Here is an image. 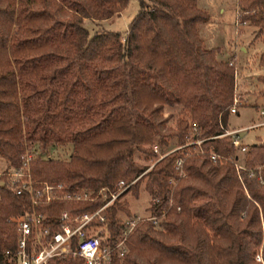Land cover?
Segmentation results:
<instances>
[{"label": "trees", "instance_id": "obj_1", "mask_svg": "<svg viewBox=\"0 0 264 264\" xmlns=\"http://www.w3.org/2000/svg\"><path fill=\"white\" fill-rule=\"evenodd\" d=\"M127 2L0 0V159L16 167L24 143L33 144L39 148L30 162L33 180L111 191L118 180L127 183L146 169L134 153L154 157L155 137L160 147L171 137L179 146L194 129L193 136L204 139V154L194 145L171 152L105 209L115 238L122 220L117 211L132 216L119 198L137 194L142 184L149 214L158 217L156 225L138 222L124 255L109 264H264V167L259 179L241 183L231 162L214 165L207 154L235 156L230 137H214L228 126L233 57L218 60L217 49L202 46L197 24L206 16L196 0H137L123 37L85 26L118 15ZM236 6L240 23L249 22L255 35L264 32V0H237ZM258 61L264 64V50ZM173 105L188 120L165 129L162 110ZM54 143L71 146L66 159L43 158ZM245 145V166L262 163L264 137ZM177 158L183 178L173 168ZM100 203L52 201L38 210L55 229L61 211L90 212ZM28 204L26 193L0 185V264H12L1 253L14 251L13 219ZM46 264L84 263L68 257Z\"/></svg>", "mask_w": 264, "mask_h": 264}, {"label": "built area", "instance_id": "obj_2", "mask_svg": "<svg viewBox=\"0 0 264 264\" xmlns=\"http://www.w3.org/2000/svg\"><path fill=\"white\" fill-rule=\"evenodd\" d=\"M238 17V16H237ZM236 96L232 98L229 113H236ZM264 118V110H260ZM264 125V120L246 127L224 130L214 137H230V144L235 149V156L225 158L215 152H208L209 160L214 164H220L228 160L236 173L238 180L242 183L244 179H259L260 170L264 167L262 163L251 168L245 166L240 157L244 156L246 145L241 141L240 133L251 127ZM204 139H197L193 135L191 140L183 145L171 148L164 153H159L157 145L151 147L152 152L158 155L156 161L165 157L175 150L194 145L196 154H204L201 142ZM54 147V146H53ZM52 149L54 150V148ZM39 153V148L33 144H26L20 162L16 167H0V185L6 184L15 195L26 193L29 198L28 207L22 213L14 217L16 225L15 249L13 252L3 251L2 257L12 264H46L52 258H80L84 264H109L113 257H122L127 250L129 235L134 226L141 221H148L153 225L157 224L158 217L149 214L146 217L133 216L125 217L120 221V231L115 238H112L107 229L104 211L108 205L115 201L134 181L129 182L118 180L113 190L91 188L66 189L62 183H50L47 181H35L31 177L30 162ZM43 158H53L49 150L42 153ZM183 159L177 158L173 163L176 176L185 177L182 168ZM170 180V183H174ZM101 200L100 205L90 212L70 213L61 211L58 218V226L53 229L52 224L44 219V215L38 210L40 205L52 201L65 203H89Z\"/></svg>", "mask_w": 264, "mask_h": 264}, {"label": "rangeland", "instance_id": "obj_3", "mask_svg": "<svg viewBox=\"0 0 264 264\" xmlns=\"http://www.w3.org/2000/svg\"><path fill=\"white\" fill-rule=\"evenodd\" d=\"M197 7L205 14L206 19L197 24V34L205 48L217 49L216 58L224 60L228 52L236 53L237 60L233 59L235 67V83L233 97L236 96V113H229L227 129L249 126L264 120L260 110H264V83L259 77L264 76V64L259 63V55L264 50V32L255 35L256 28L249 22L240 23V12L237 8V0H196ZM138 9L137 0H128L124 9L118 14L104 21H86L85 26L93 30H111L124 36L123 32L127 29L128 23L135 15ZM238 16V17H237ZM123 42V38H121ZM240 47L245 49L243 52ZM228 58V57H227ZM162 116L167 118L165 129H174L176 121L179 118L188 120V116L183 114L181 106H164ZM194 129H189L184 137V143L191 140ZM245 144L255 143L264 137V125L251 127L240 133ZM158 137H155L152 143L157 145ZM166 145L159 146V153L174 148L177 145L176 139L166 138ZM28 143H24V147ZM151 146V147H152ZM54 150L48 148L53 158L66 159L71 146L68 144L54 143ZM193 150H187L192 152ZM134 162L150 168L156 162L158 155L152 158L144 159L142 154L134 153ZM244 160V156L240 157ZM0 159V167L4 166ZM145 169V170H146ZM139 176V175H138ZM125 202L126 210L133 216L146 217L149 215L148 202L149 196L143 190V185L138 187L137 194L127 193L119 198V201ZM118 217L123 219L125 213L117 211ZM256 261H260V254L255 256Z\"/></svg>", "mask_w": 264, "mask_h": 264}, {"label": "crops", "instance_id": "obj_4", "mask_svg": "<svg viewBox=\"0 0 264 264\" xmlns=\"http://www.w3.org/2000/svg\"><path fill=\"white\" fill-rule=\"evenodd\" d=\"M240 49L243 51V52H245V49L244 48H242V47H240ZM228 58L229 57H233V59L236 61L237 60V57H236V53L235 52H232V51H229L228 52V56H227ZM227 57H226V59H227ZM226 59H224V60H226ZM242 127H245V126H242ZM238 128H241V127H238ZM234 129H236V128H234Z\"/></svg>", "mask_w": 264, "mask_h": 264}]
</instances>
